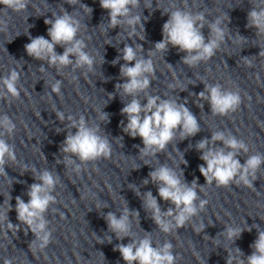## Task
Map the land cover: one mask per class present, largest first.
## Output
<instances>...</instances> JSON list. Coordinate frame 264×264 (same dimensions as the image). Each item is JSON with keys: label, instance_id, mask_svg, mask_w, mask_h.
Masks as SVG:
<instances>
[{"label": "clouds", "instance_id": "obj_1", "mask_svg": "<svg viewBox=\"0 0 264 264\" xmlns=\"http://www.w3.org/2000/svg\"><path fill=\"white\" fill-rule=\"evenodd\" d=\"M67 2L75 4L79 0H67ZM99 3L102 9L107 10L109 23L112 26H117L120 23L118 17L128 15L130 11L129 5H137L139 0H99ZM0 5L18 12L26 9L27 2L26 0H0ZM82 6L91 13L92 9L88 5ZM249 17L252 26L264 28V9L257 12L253 8L249 12ZM138 19V17L131 18L128 23L133 24ZM197 19H202V17H197ZM44 23L51 25L48 29L50 39H46L44 36L32 38L31 43L25 45L28 55L38 60L47 59L52 65H69L72 63L70 60L72 55L77 57V65L91 66L93 64V59L83 50L85 47L84 43L76 39L78 24L70 14L65 12L54 20L46 19ZM219 23V21H216L211 26L212 32L215 33V38L205 43L203 34L198 30L194 19L189 14L179 10L172 12L163 25L164 38L155 47L156 49L164 50L168 44H171L178 47L181 51L189 53L195 51L196 55L184 58V62L189 65L195 64L202 59H209L214 55V50L218 47V41L224 38L223 30L218 27ZM0 24L6 25V21L0 19ZM57 44L71 46L65 47L62 54H57L55 52ZM122 52V59L126 63L121 65V73L127 77V80L120 87H122L125 94L133 95L149 85V80L143 77V74L153 72V65L150 60L137 61L136 52L131 46L125 45ZM119 59L120 57L114 60L113 64L118 63ZM17 79L18 74L16 71H12L8 77L3 79L7 90L13 95L19 94L15 87ZM52 91L54 93L60 92L59 82L53 86ZM200 96L203 97L204 93H200ZM158 99V97L149 98L147 104L143 107L137 99H133L121 110L128 120L123 129L124 132L133 138L138 136L145 145L143 149L145 153L150 149L162 151L173 139V132L177 128L182 129L186 135H194L199 131V124L195 116L186 107L183 105L177 106L171 101H163L157 104ZM209 101L214 112L226 115L229 111L235 112L237 110L241 104V97L237 93H224L218 87H212L209 90ZM142 112L144 113L143 116L141 115ZM104 116L106 117L107 113H104ZM3 124L9 126L10 122L6 118ZM215 139L222 140L223 136L217 134L213 137V140ZM207 143V140H201L197 145L198 149H204ZM226 144L231 149L245 147L243 143L238 142L234 138L226 141ZM61 151L78 156L81 161L85 162L111 156V147L107 139L98 135L95 130L88 128L83 119L77 126L75 134L66 137ZM6 154L13 159L15 158L8 145L0 140V174L4 175L6 173L3 172L2 165L5 163L4 157ZM235 155L236 153L233 151L227 154L223 151H213L211 149L204 152L200 157L204 163L200 165L199 170L206 182L215 180L218 186H227L239 172L240 181L244 185H249L250 181L247 179L248 170L257 169L264 162V158L252 156L242 166L234 158ZM149 176L153 181H158L163 185L158 187L159 197L164 201H170L175 206V208L168 209L167 215H174L176 226L182 228L197 212L195 204L197 199L196 182L193 181V186L191 187L186 184L181 185V181L176 174L164 166L150 172ZM39 180L40 183H33L30 186L27 193L29 197L27 202L20 197H16L15 211L17 220L26 224L30 231L38 235L42 241L40 247L43 248L49 243L51 234L44 231L45 222L42 214L47 210L49 203L54 200V197L49 194V190L55 186L56 178L51 172L44 171L39 176ZM205 203L206 201H201L200 207L202 208ZM145 207L153 210L155 222L164 232H168L171 225L161 218L160 206L151 192L147 193ZM177 209H179L178 212L176 211ZM9 210H11V203H9ZM125 213H127V209ZM105 219L109 228L117 233L118 239L122 238L120 234L127 235L129 231L127 214L122 215L118 219L115 214L108 213ZM227 232L229 238L239 235L237 230L227 229ZM40 233H43V235L40 236ZM170 248V244H165L162 250H157L152 246L149 239H143L138 244L135 241L127 245L118 244L115 250L120 252L125 264H134V262H138V264H174L175 257L169 251ZM254 248L255 251L248 257V264H264V232L259 233ZM4 264H11V261L5 260Z\"/></svg>", "mask_w": 264, "mask_h": 264}]
</instances>
